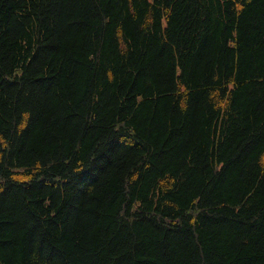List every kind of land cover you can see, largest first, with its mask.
Instances as JSON below:
<instances>
[{"label": "trees", "instance_id": "trees-1", "mask_svg": "<svg viewBox=\"0 0 264 264\" xmlns=\"http://www.w3.org/2000/svg\"><path fill=\"white\" fill-rule=\"evenodd\" d=\"M0 264H264V0H0Z\"/></svg>", "mask_w": 264, "mask_h": 264}]
</instances>
